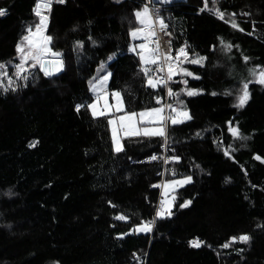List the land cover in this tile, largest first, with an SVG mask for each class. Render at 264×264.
I'll list each match as a JSON object with an SVG mask.
<instances>
[{
    "label": "trees",
    "instance_id": "trees-1",
    "mask_svg": "<svg viewBox=\"0 0 264 264\" xmlns=\"http://www.w3.org/2000/svg\"><path fill=\"white\" fill-rule=\"evenodd\" d=\"M34 4L0 0L8 11L0 19V62L13 79L15 45L25 26L38 20ZM142 6L139 0H66L53 6L47 34L53 50L63 53V73L46 77L30 68L35 78L29 77L27 87L0 90V264H264V86L250 84L252 98L239 110L232 106L234 96L221 94L236 85L233 77L247 75L246 67L264 65V0L220 4L226 20L231 24L230 14L236 13L244 31L209 14L216 7L212 0L204 11V0L160 7L173 49L187 42L207 61L204 67L183 65L201 77H186L188 87L203 93L182 95L193 119L168 127L167 156L181 157L168 166L182 172L178 178L191 175L192 182L176 192L173 215L157 219L149 234L130 229L152 219L161 200L163 162L148 160L164 154L163 141L124 137V150L117 153L110 116L94 119L89 109L76 111V105L92 102L89 80L105 74L98 72L102 62L112 73L108 91L121 92L125 111L161 106L156 96L165 97L164 86H148L139 56L128 50L129 31L139 26L133 13ZM219 37L238 47L225 53ZM244 56L250 58L247 65ZM169 86L184 87L171 81ZM229 120L250 139L232 137ZM186 200L191 203L181 208ZM121 213L129 219L116 220ZM241 234L250 242L231 241ZM194 240L201 247L191 246Z\"/></svg>",
    "mask_w": 264,
    "mask_h": 264
},
{
    "label": "snow or ice",
    "instance_id": "snow-or-ice-1",
    "mask_svg": "<svg viewBox=\"0 0 264 264\" xmlns=\"http://www.w3.org/2000/svg\"><path fill=\"white\" fill-rule=\"evenodd\" d=\"M53 2L64 4L66 0H35L33 7L34 16L38 20L34 21L32 24L26 25L22 35L20 36L18 42L15 45V52L17 53L19 62L13 65L15 72V79L8 75L7 63L0 62V90L3 93L8 91H16L19 87H27V81L30 76L34 79V75L29 71L30 68H39V71L43 72L44 76L50 77L56 73L61 72L64 69V59L63 53L59 50H53L52 42L53 37L47 34V29L49 25V17L51 14V9ZM120 2V0H117ZM158 2L160 4L171 3V0H148V3L144 4L142 8L136 9L133 13L138 27L131 28L129 35L133 40H143L144 43L137 45H131L129 51L137 53L141 62V72L146 78V83L153 89H157L161 84L167 90V96L173 101V103H165L160 107H151L140 112L136 111H124V104L121 97L120 91L111 92V96L115 98V105L109 104V92L107 90V81L111 77L112 73L106 71V65L102 62L98 72H105L104 75L92 77L89 80V88L93 93L92 102L87 104L76 105V111L79 112L81 108H86L90 110L91 116L96 119L99 117H107L114 112H123V115L115 116L114 118H109L107 120L108 125L111 128V140L114 151L119 153L123 151L122 138L123 137H144L152 138L159 137L163 143L162 147L168 149V127L169 124L175 126L183 124L186 121L193 119L190 114V110L187 108L185 102L181 99L182 95L188 97H193L201 95L203 93L202 89L188 87V79L186 77H192L193 79L199 80L200 76L196 75L188 68L183 67L185 63L196 64L204 67L207 61V57L195 53L190 50L187 42L184 45L176 49V55H172V45L169 43L168 52H162L159 50V43L157 40L152 39L156 37V26L159 25L160 30L165 31L166 34L171 36L170 32H167L168 24L166 23L164 17L160 14V9L153 6L149 7L150 4ZM213 5H218L219 0H212ZM208 8V0H204V7L200 11H204ZM6 9L0 8V16L6 15ZM213 14L217 15L221 20L225 17V12L221 11L218 7L209 9ZM232 21L231 27L244 31V29L239 27L236 23L235 17L236 13H231ZM243 15H250L249 13H243ZM254 27V25H253ZM90 41L95 45L97 42L92 39L91 36L88 37ZM219 44L222 51L225 53H231L233 47H238V45H233L230 42L225 41L222 37L218 38ZM149 41L156 44L155 48L149 47ZM75 47L77 49L83 48L82 41H76ZM215 46H213V49ZM139 49V51H137ZM113 59L112 56L108 57V60ZM230 59V57H229ZM243 60L247 65L250 60L249 57L244 56ZM10 63V62H8ZM143 65H155V71L157 74L164 73L163 75H158L157 78H153L150 75L151 69L148 67H143ZM166 67V72H165ZM245 76L233 77L237 80L236 85L233 88L225 90L221 93L224 96H234L233 107L237 110L243 109L247 106L248 102L252 98V93L250 91V84H256L264 86V65H253L251 67H246ZM229 76H233L232 72L228 73ZM176 76L185 77L181 81H174L173 78ZM4 78H7V83L5 84ZM19 81H23L21 84ZM182 83L184 87L180 88L179 91H174L169 82ZM211 95H217L216 92H212ZM156 103L161 104V98L156 96ZM167 110V111H166ZM228 131L231 133L232 137L235 139L246 141L250 137L244 135L238 126V122L233 126V121H227ZM197 136L200 133H196ZM34 144H30L29 147H33ZM174 152V149H171ZM225 155H230L227 149L224 150ZM151 160L155 161L161 159L157 155H152ZM181 159L178 155L164 156L163 160L165 163L169 162H179ZM257 160H261V157L257 155L255 157ZM196 167H199L198 165ZM172 175H176L175 170H171ZM192 182V176L187 175L179 180H171L165 182L163 198L159 202V206L155 209V215L150 220H141L134 228L130 229V232H135L137 234L151 233L156 225L157 219H164L171 217L173 201L175 196L169 198V192H175L177 187L183 186L185 184ZM255 187V186H253ZM11 194V193H9ZM111 204V202H109ZM191 203L190 200H186L180 205L181 208L187 207ZM116 207V205H112ZM118 221H126L129 219L125 214H118L115 216ZM264 227V226H260ZM128 233H122L120 236L127 235ZM251 237L248 234H241L238 237L233 236L231 238L232 242H242L249 243ZM191 246L199 248L203 244L202 241L194 240L190 242ZM230 245L228 243L224 244V248H228ZM209 247H211L209 245ZM242 252L243 249H238ZM137 260L140 258L137 256ZM58 264V262H55Z\"/></svg>",
    "mask_w": 264,
    "mask_h": 264
},
{
    "label": "built area",
    "instance_id": "built-area-1",
    "mask_svg": "<svg viewBox=\"0 0 264 264\" xmlns=\"http://www.w3.org/2000/svg\"><path fill=\"white\" fill-rule=\"evenodd\" d=\"M139 1H140V3H141L142 5L148 3V0H139ZM223 1H224V0H219L218 5H216V7H218L221 11H223V10L220 8V4H221ZM55 5H59V3H55V2H53L52 7L55 6ZM162 5H165V4H160V3H158V2H155L154 5H153V4H150L149 7H153V6H155V7H157V8L160 9V7H161ZM6 10H7V9H6ZM208 13L211 14L213 17H215L217 20L222 21V22H224V23H226V24H228V25H231V24L226 20L225 17H224L223 20H221L217 15L213 14V12H208ZM7 15H8V11H6V15H4V16H0V19L5 18ZM155 30H156V37H154V38H152V39H155V40L158 41V43H159V50L162 51V52H168V50H169V49H168V45H169V43H171V45H172V55L175 56V55H176V51L173 49V40H174L173 35L171 34V36H169L168 34H166L165 31L160 30L158 24H157ZM167 32H170L169 29H167ZM170 33H171V32H170ZM149 47L155 48V47H156V44H154V43H152V42L150 41V42H149ZM143 67H148V68L151 69L150 75H152L154 79L157 78L158 75H163V74H164V73L157 74L156 71H155V68H156L155 65H144ZM165 72H166V67H165ZM165 92H166V93H165V97H164V98L160 97V98H161V104H159V105H162V104L168 103V96H167V90H166V88H165ZM166 111H167V110H166ZM170 151H171V150H170ZM167 152H168V150L165 149L164 154L161 156V159L155 160V161H162V162H163V171H162V175H161V176H162V180H161V182H160V184H159V188H161V187L163 188L164 181H166L168 178H172V179H173V178H178V177L182 174V172H180V171H176V170L174 169L175 172H176V175H175V176L172 175V171H171V170H173V169L170 168V167L168 166L169 163H165L164 160H163V157H164V156H167ZM158 157H159V156H158ZM152 161H153V160H148V162H152ZM160 186H161V187H160ZM162 188H161V189H162ZM161 191H162V190H161ZM160 196H161V193H160ZM161 198H162V197H161ZM158 206H159V204H158ZM158 206H157V207H158Z\"/></svg>",
    "mask_w": 264,
    "mask_h": 264
},
{
    "label": "rangeland",
    "instance_id": "rangeland-1",
    "mask_svg": "<svg viewBox=\"0 0 264 264\" xmlns=\"http://www.w3.org/2000/svg\"><path fill=\"white\" fill-rule=\"evenodd\" d=\"M173 1H177V0H171V2H173ZM133 40V39H132ZM150 42V41H149ZM141 43H144V41L143 40H139V39H137V40H133V44L132 45H139V44H141ZM137 51H139V49H137ZM132 53H135V52H132ZM135 54H137V53H135ZM38 67V66H37ZM107 90H108V81H107ZM109 92V91H108ZM122 97V96H121ZM108 99H109V104H111V105H115V103H116V101H115V98L113 97V96H111V92H109V97H108ZM122 101H123V99H122ZM123 104H124V101H123ZM160 107V106H159ZM124 111H125V104H124ZM124 113L123 112H119V113H117V112H114L113 111V113H111L109 116H110V118H114L115 116H119V115H123ZM124 138V137H123ZM122 138V139H123ZM183 177H180V178H173V179H171V178H169V179H167L166 181H164V183L165 182H168V181H171V180H179V179H182ZM188 184H190V183H188ZM188 184H185V185H183V186H179V187H177V189H176V191L175 192H169V198H171L172 196H175V194H176V192L178 191V190H180V189H182V188H184L185 186H187ZM161 187V186H160ZM162 188V187H161ZM160 188V190H162L161 191V197L163 198V192H164V187L161 189ZM161 198V199H162ZM174 202H175V200L173 201V206H174ZM173 208V207H172Z\"/></svg>",
    "mask_w": 264,
    "mask_h": 264
},
{
    "label": "water",
    "instance_id": "water-1",
    "mask_svg": "<svg viewBox=\"0 0 264 264\" xmlns=\"http://www.w3.org/2000/svg\"><path fill=\"white\" fill-rule=\"evenodd\" d=\"M63 73V70L61 71V72H59V73H56V74H54V75H52V76H58V75H60V74H62ZM235 243V242H234Z\"/></svg>",
    "mask_w": 264,
    "mask_h": 264
},
{
    "label": "crops",
    "instance_id": "crops-1",
    "mask_svg": "<svg viewBox=\"0 0 264 264\" xmlns=\"http://www.w3.org/2000/svg\"><path fill=\"white\" fill-rule=\"evenodd\" d=\"M110 79V78H109ZM109 81V80H108Z\"/></svg>",
    "mask_w": 264,
    "mask_h": 264
},
{
    "label": "bare ground",
    "instance_id": "bare-ground-1",
    "mask_svg": "<svg viewBox=\"0 0 264 264\" xmlns=\"http://www.w3.org/2000/svg\"><path fill=\"white\" fill-rule=\"evenodd\" d=\"M230 23V22H229Z\"/></svg>",
    "mask_w": 264,
    "mask_h": 264
}]
</instances>
